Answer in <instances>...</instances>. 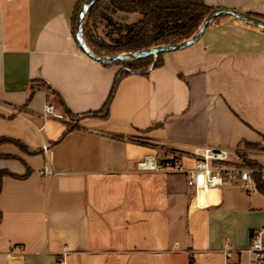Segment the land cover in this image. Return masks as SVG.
<instances>
[{
  "label": "crops",
  "instance_id": "1",
  "mask_svg": "<svg viewBox=\"0 0 264 264\" xmlns=\"http://www.w3.org/2000/svg\"><path fill=\"white\" fill-rule=\"evenodd\" d=\"M78 1L0 0V264H247L264 194L227 184L195 200L184 172L137 163L264 150V29L218 18L123 77L108 116H93L123 66L79 47ZM204 1L264 17V0ZM46 103L63 117L45 118Z\"/></svg>",
  "mask_w": 264,
  "mask_h": 264
},
{
  "label": "trees",
  "instance_id": "2",
  "mask_svg": "<svg viewBox=\"0 0 264 264\" xmlns=\"http://www.w3.org/2000/svg\"><path fill=\"white\" fill-rule=\"evenodd\" d=\"M85 1L79 0L75 7L73 16L74 36L77 15ZM108 8L115 11L139 13L142 17L132 24H119L117 31L120 37L111 43L95 40L88 29V21L93 17L94 20L100 18L111 22L112 19L106 11ZM215 8L217 7L207 5L204 0H97L86 13L83 24L84 38L90 49L99 55L134 52L161 44H177L193 36L207 15ZM257 17L264 19V17ZM163 54L160 53L157 57L151 55L110 63L120 64L123 67L118 73L102 109L90 112L88 115L107 117L110 103L121 79L134 73L146 74L151 68L160 66L163 61ZM3 175L4 173H0V188ZM261 190L264 191V183L261 184ZM190 264H194L193 260L190 261Z\"/></svg>",
  "mask_w": 264,
  "mask_h": 264
},
{
  "label": "built area",
  "instance_id": "3",
  "mask_svg": "<svg viewBox=\"0 0 264 264\" xmlns=\"http://www.w3.org/2000/svg\"><path fill=\"white\" fill-rule=\"evenodd\" d=\"M45 118H62L52 103H46L43 109ZM45 152L49 146L44 145ZM194 164L186 167L182 157L173 152L156 155L148 154L137 163L140 170L184 172L187 184L195 192V200L200 192L208 188H219L227 184H236L250 194L262 193L261 184L264 183V150L245 147L226 149L222 147L205 146L195 152ZM250 163H246V160ZM45 173H52V169L45 168ZM247 264H264V226L252 232L250 243L246 249ZM57 264H67L65 256L57 259Z\"/></svg>",
  "mask_w": 264,
  "mask_h": 264
},
{
  "label": "water",
  "instance_id": "4",
  "mask_svg": "<svg viewBox=\"0 0 264 264\" xmlns=\"http://www.w3.org/2000/svg\"><path fill=\"white\" fill-rule=\"evenodd\" d=\"M97 0H86L83 5L81 6L78 15H77V23H76V31H75V39L79 45V47L91 58L99 61L103 64H110L115 61H122V60H128L133 58H141L146 56L155 55L156 57L160 53H166L170 51H176L180 49H184L192 44H194L196 41H198L207 27L218 17L221 16H234L240 20L250 22L254 24L257 27H260L264 29V19L259 18L257 16L251 15L249 13H245L243 11L232 9V8H226V7H217L214 10H212L205 20L203 21L202 25L198 29V31L191 36L190 38L179 42L177 44H161L156 45L147 49L138 50V51H127L122 52L119 54H113V55H99L95 53L90 47L87 45L85 38H84V30H83V24L84 19L86 17V13L90 6L94 4Z\"/></svg>",
  "mask_w": 264,
  "mask_h": 264
},
{
  "label": "rangeland",
  "instance_id": "5",
  "mask_svg": "<svg viewBox=\"0 0 264 264\" xmlns=\"http://www.w3.org/2000/svg\"><path fill=\"white\" fill-rule=\"evenodd\" d=\"M106 11H107V14L110 16V18L112 19V21L109 22L106 19H100V18L97 20H94V18L92 17L88 21V29L91 31L89 32L92 33L95 40H104L107 43H111L112 41H115L120 37V34L117 31L119 24H132V23L139 21L142 17V15L139 13L125 12V11H119V10L115 11L112 8H108V10ZM75 120H76L75 117H72V116L70 117V123L73 124ZM168 152H172V151L165 150L163 151L162 154H166ZM245 162L251 164L249 160H246ZM194 198H195V192H194ZM261 212H264V211H256V214L254 216V220L256 223L257 222L260 223L262 219H264L263 218L264 215ZM262 226L264 225H260L259 228H261Z\"/></svg>",
  "mask_w": 264,
  "mask_h": 264
},
{
  "label": "bare ground",
  "instance_id": "6",
  "mask_svg": "<svg viewBox=\"0 0 264 264\" xmlns=\"http://www.w3.org/2000/svg\"><path fill=\"white\" fill-rule=\"evenodd\" d=\"M210 188H208V189H206V190H204V191H202V192H200V193H203V192H205V191H207V190H209ZM199 196H200V194H199ZM199 196H198V199H199Z\"/></svg>",
  "mask_w": 264,
  "mask_h": 264
}]
</instances>
